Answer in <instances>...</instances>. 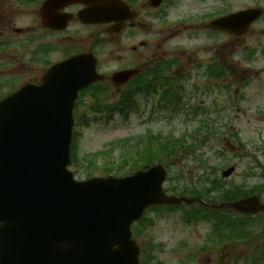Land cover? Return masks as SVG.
<instances>
[{"label":"water","instance_id":"95a60500","mask_svg":"<svg viewBox=\"0 0 264 264\" xmlns=\"http://www.w3.org/2000/svg\"><path fill=\"white\" fill-rule=\"evenodd\" d=\"M80 64L65 67L91 71ZM90 73L73 75L60 88L63 95L72 87L69 98L60 97L48 77L40 91L0 107V264H138L132 223L150 206L183 201L165 195L163 166L126 179L73 180L66 170L73 101ZM251 203L233 207L241 211Z\"/></svg>","mask_w":264,"mask_h":264},{"label":"rangeland","instance_id":"374dc122","mask_svg":"<svg viewBox=\"0 0 264 264\" xmlns=\"http://www.w3.org/2000/svg\"><path fill=\"white\" fill-rule=\"evenodd\" d=\"M221 4V0H209V3L202 5L199 11L209 5L213 8ZM228 39L231 40V46L224 52L233 67L230 81L222 83L221 86L224 88L232 85L231 90L212 89L213 84L197 77L199 72H195L194 104L185 103L179 112H171L168 107L156 115H151L148 106L143 103L142 112L131 114L127 120L117 117L115 120L107 121L104 116L93 115L89 126L81 129L80 157L101 151L112 143L134 140L149 133L162 135L164 138L174 136L185 138L187 144H194L196 141L198 145L194 144L190 150L181 152L174 160L170 175L179 173L183 176V183L197 186L201 165L212 169L216 165L228 163L236 167V172L230 179L224 180L223 186L229 188L239 185L245 165L253 161L251 157H244L245 146L248 154L257 157L261 162L264 161L261 154H254L257 146H262L264 150V59L260 58L259 61L256 59L250 64L245 63L238 52L240 47L264 49V35ZM212 44L210 45L207 38L202 35L194 38V63L207 62L211 59L210 53L224 46V43L217 46H214L213 42ZM201 87L203 92L199 95L198 88ZM228 91L231 92L232 99L228 97ZM192 107L194 109L201 107L203 111L193 114L190 112ZM198 130L200 133L195 134ZM208 131L211 133L208 134ZM116 147V154L112 159L106 157L99 163L95 161L91 164L92 158L86 157L87 161L77 168L80 176L76 178L84 179L90 172L94 176H101L105 172V162L110 160L116 162L113 165L115 169L113 174L126 173L130 166H122L121 147L119 145ZM71 170L75 171L76 168ZM174 183H167L166 187L171 190ZM261 195L264 196V193ZM159 216V212L156 211L147 214L148 219L155 220L148 230V238L156 245L165 241V251L160 254V251L156 250L161 261H164L162 264H241L239 260L244 252L254 253L253 249L256 250L258 244L264 242V238L254 237L246 243V247L242 243L229 242L228 246L220 249L221 247L213 244L210 237V233L213 234L210 223L187 225L180 210L162 218ZM139 240L143 243L145 237Z\"/></svg>","mask_w":264,"mask_h":264},{"label":"flooded vegetation","instance_id":"af4514ba","mask_svg":"<svg viewBox=\"0 0 264 264\" xmlns=\"http://www.w3.org/2000/svg\"><path fill=\"white\" fill-rule=\"evenodd\" d=\"M44 1L0 0V101L26 84L38 83L49 68L74 55L94 53L103 70L107 63L100 35H106L112 46L115 87L136 88L131 94L141 86H166L181 80L186 65L176 41L181 35H194V0H121L126 7L104 20L95 17L94 0L89 4L62 0L42 11ZM251 8L264 12V0L251 4L234 0L214 13L225 16ZM89 11L87 23L81 15ZM204 26L208 32L207 22ZM85 35H90L89 49H81ZM245 35H264V14ZM189 61L194 68V53ZM126 70L135 73L128 83L120 76Z\"/></svg>","mask_w":264,"mask_h":264},{"label":"trees","instance_id":"16d2710c","mask_svg":"<svg viewBox=\"0 0 264 264\" xmlns=\"http://www.w3.org/2000/svg\"><path fill=\"white\" fill-rule=\"evenodd\" d=\"M171 147L173 149H170L169 150V154L172 155V154H174L176 152L174 149L177 148V144L174 143V144L171 145ZM156 154H158V153H156ZM74 156H75V154H74ZM153 156H154V154H153L152 148L149 147L147 149V152H146V155L144 156V158L141 159V161H139L138 163H136V166L139 167V166H141L143 164H145V165H152L153 162H154V157ZM215 183H213V184H215ZM185 190H187V189H185ZM193 192H194V190H193ZM217 194H220V195L216 196L217 198L223 199L225 201H234V200H236L239 197V195L237 193H234V192H228V193H226V192H219ZM198 216H199L198 210L194 209V217H198Z\"/></svg>","mask_w":264,"mask_h":264}]
</instances>
